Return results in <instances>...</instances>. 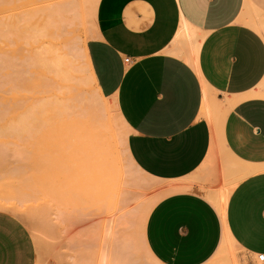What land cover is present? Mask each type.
Listing matches in <instances>:
<instances>
[{"label":"crops","instance_id":"obj_1","mask_svg":"<svg viewBox=\"0 0 264 264\" xmlns=\"http://www.w3.org/2000/svg\"><path fill=\"white\" fill-rule=\"evenodd\" d=\"M262 15L264 0H136L87 47L100 90L128 125L130 157L177 187L145 220L158 264H219L225 243L246 264H264ZM217 159L254 172L223 200V213L210 198L221 182ZM24 229L0 212V264L35 263Z\"/></svg>","mask_w":264,"mask_h":264},{"label":"rangeland","instance_id":"obj_2","mask_svg":"<svg viewBox=\"0 0 264 264\" xmlns=\"http://www.w3.org/2000/svg\"><path fill=\"white\" fill-rule=\"evenodd\" d=\"M33 1L37 3L10 0L19 6L15 10L9 6L6 16L36 4L14 16L16 28L6 25L12 34L0 21L8 36L0 50V68L3 61L7 64L0 71V212L25 228L34 264H158L144 244L145 220L153 206L177 187L147 175L134 163L126 147L128 125L110 93L100 90L87 55L99 28L122 17L136 0L71 1L78 19L79 8L82 11L68 47L78 69L79 90H63L49 73L31 71L37 59H47L55 39L54 11L61 3ZM37 4L40 12L35 11ZM36 16L35 55L26 42ZM257 18L264 21V15ZM260 91L264 95V82ZM51 105L59 110L52 112ZM213 112L205 109L204 114L212 118ZM100 152L105 161L112 156V166L101 164ZM212 162L214 169L220 168L221 182L211 189L210 198L222 211L227 199L222 195L254 172L232 167L237 164L228 159L224 164ZM225 246L219 264H246L242 250L230 243Z\"/></svg>","mask_w":264,"mask_h":264},{"label":"bare ground","instance_id":"obj_3","mask_svg":"<svg viewBox=\"0 0 264 264\" xmlns=\"http://www.w3.org/2000/svg\"><path fill=\"white\" fill-rule=\"evenodd\" d=\"M18 1H20V0H18ZM31 1L32 2H36V1H33V0H31ZM71 1H73V0H61V3L56 7V9L54 11V16H55V34H54V36H55V39H54L53 43L51 44V47L47 50V59H46V61L43 60V62L40 59H37V62H35V64H33L32 68H31V71L33 73H35V74L38 73L36 71H41V72H44V73L46 72V73H49L50 75H52L51 77L53 78L54 82L56 84L61 85L63 90L64 89L79 90V88H78L79 84H77V79H78L77 71H78V69H77V67H76V65L74 63V57L71 56V54L68 52V47L71 46V44L74 42L75 36L73 35V33H74L76 27L78 26V24L80 23V19L82 17V11L79 8L78 11L80 12L81 17H79L80 19H78L76 14L73 13L74 12V7L71 6V4H72ZM8 2H9L10 5H8ZM25 3H28V2L26 1ZM40 3H41V1H40ZM15 4L16 3H14V4L10 3V0H0V17L4 19V22L2 20H0V21H1L2 25H4V27H6V28L8 27V26H6L8 24L9 25L11 24L12 26H14V28L17 27V23H16V21L14 19L16 17H14V16L17 15V14L19 16L20 11L25 12V10L24 11L22 10L23 7H27L28 8V9L26 8L27 10H30V9H33V8L36 7L35 3H33V4H35L34 6L31 5L32 6L31 8H30V5H26V6L23 5V6L19 7L20 11L17 14L14 13V14L8 15L9 17L6 16L7 14L5 15V11H7L10 7H11L10 9L15 10V6H17V5L19 6V4H17V5H15ZM30 4H32V3H30ZM38 5L39 4H37V9H38ZM23 9H25V8H23ZM31 11L29 13H31ZM35 11H39L40 12V9L35 10ZM27 13H28V11H27ZM33 13H31V14H33ZM18 16H17V18H18ZM7 17L9 18L8 20H7ZM36 17L37 18L31 24H29V27H28L29 29H27V34H28L27 40L28 41L26 42V43L29 42V44H27V45H28V47H29V45L32 47V49H33L32 52L35 53V55H36V50H37V46L36 45L38 44V41H39L38 35H37V31H36V26H37V21L39 19V16H36ZM17 18H16V20H17ZM2 25H0V42H1L0 43V50L3 49L2 45L5 44L4 42L5 41L8 42V40H6L8 38V36L5 35V33H6L5 31L6 30L4 31L3 27H1ZM10 28L8 27L7 31ZM14 30H12V31H14ZM16 30L19 31L21 29H16ZM22 31L24 33V30H22ZM8 32H9V34H12V32H10V30ZM14 32H13V34H14ZM25 37H26V35H25ZM24 40H26V39H24ZM16 42H19V41H16ZM20 42L22 44H24L21 40H20ZM11 64H9V65H11ZM5 65H7V64H5V62L3 61L2 66L0 68V71L3 70ZM41 74L42 73H40L38 75L40 76ZM49 74H47V75H49ZM93 79H94V77H93ZM94 81H95V79H94ZM95 84H96V81H95ZM59 89H61V88H59ZM65 93L63 92L62 95H64L66 97ZM69 95L71 96V94H69ZM54 103H56V102H54ZM54 105H51V107H50L52 109V112H56V111L59 110L58 105H56V106H54ZM214 143H216V142H214ZM214 143H213V145H214ZM214 147H216V146H214ZM214 147L212 148L211 153L213 152ZM99 156H100L99 158H100L101 164L104 163V161H105V159L103 157L104 154L100 152ZM111 157H110L109 162H108V160H106L107 162L105 161V164L107 163L108 165L112 166V164L114 162L111 161V159H112ZM229 194L222 195V197H227V196H229Z\"/></svg>","mask_w":264,"mask_h":264},{"label":"built area","instance_id":"obj_4","mask_svg":"<svg viewBox=\"0 0 264 264\" xmlns=\"http://www.w3.org/2000/svg\"><path fill=\"white\" fill-rule=\"evenodd\" d=\"M126 62H129L130 61V59L128 58V57H126L125 59H124ZM257 260L258 261H264V254H258L257 255Z\"/></svg>","mask_w":264,"mask_h":264}]
</instances>
